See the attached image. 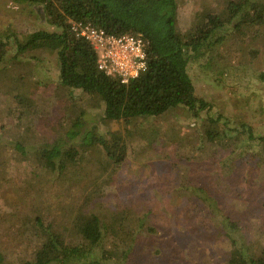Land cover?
Wrapping results in <instances>:
<instances>
[{
	"label": "rangeland",
	"instance_id": "obj_1",
	"mask_svg": "<svg viewBox=\"0 0 264 264\" xmlns=\"http://www.w3.org/2000/svg\"><path fill=\"white\" fill-rule=\"evenodd\" d=\"M177 1L178 25L187 30L223 0ZM39 29L60 30L41 7L0 0V39L7 43L0 61V252L8 262L35 254L33 217L66 228L95 213L109 223L119 221L109 234L112 241L121 247L136 242L131 264H229L234 241L195 187L213 191L252 249H264V146L242 136L207 138L224 120L232 135L240 122L264 135V25L230 30L211 57L190 64L196 94L211 104L210 111L195 117L178 107L128 123L106 119L102 101L62 86L56 51L17 52L16 38L25 42ZM218 115L223 120L212 123L210 117ZM78 118L107 136L126 138L119 167L101 145L63 172L40 165L35 147L64 136ZM18 139L27 158L11 152ZM105 244L112 247L111 240Z\"/></svg>",
	"mask_w": 264,
	"mask_h": 264
},
{
	"label": "trees",
	"instance_id": "obj_2",
	"mask_svg": "<svg viewBox=\"0 0 264 264\" xmlns=\"http://www.w3.org/2000/svg\"><path fill=\"white\" fill-rule=\"evenodd\" d=\"M13 1L41 7L48 23L60 29L36 30L25 42L16 38L17 52L56 51L61 85L98 98L104 104L106 119L126 123L137 118L159 117L178 107L188 109L195 117L210 111L211 104L196 94L190 64L211 57L230 30L243 33L249 26L264 25V0H223L206 14L203 23H196L187 30L178 25L177 0ZM81 21L115 35L144 37L149 44L147 70L126 83L106 74L99 68L98 54L90 42L72 29L74 22ZM6 45L0 39V61L4 60ZM260 77L264 80L263 74ZM221 120L223 115L210 117L212 123ZM238 124L240 130L232 135L230 123L224 120L220 130L207 131V138L223 142L231 137L239 140L242 136L250 144L257 142L264 146V135H256L253 127L245 122ZM126 141L120 133L107 136L78 118L64 136L35 147L33 156L44 168L63 172L86 151L101 145L112 164L119 167L126 159ZM23 142L18 139L11 147L13 156L18 159L27 158L29 154ZM194 190L234 241L229 264H264V249L259 253L252 249L241 232L239 221L220 210L217 195L214 197L213 191L205 187ZM117 222L109 223L93 213L85 218L77 217L70 226L60 228L53 223L46 224L40 216L33 217L30 226L38 244L33 257L8 262L7 255L0 252V264H131L136 242L121 247L120 241L116 243L109 238L110 233L116 232ZM109 240L112 247L105 244Z\"/></svg>",
	"mask_w": 264,
	"mask_h": 264
},
{
	"label": "built area",
	"instance_id": "obj_3",
	"mask_svg": "<svg viewBox=\"0 0 264 264\" xmlns=\"http://www.w3.org/2000/svg\"><path fill=\"white\" fill-rule=\"evenodd\" d=\"M72 29L87 39L98 54V66L123 83L139 77L148 67V41L134 34L115 35L92 23L74 22Z\"/></svg>",
	"mask_w": 264,
	"mask_h": 264
}]
</instances>
